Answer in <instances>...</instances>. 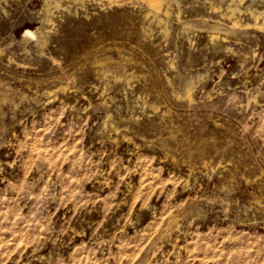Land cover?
Segmentation results:
<instances>
[{
  "label": "rangeland",
  "instance_id": "obj_1",
  "mask_svg": "<svg viewBox=\"0 0 264 264\" xmlns=\"http://www.w3.org/2000/svg\"><path fill=\"white\" fill-rule=\"evenodd\" d=\"M237 1L0 0V264H264V0Z\"/></svg>",
  "mask_w": 264,
  "mask_h": 264
},
{
  "label": "bare ground",
  "instance_id": "obj_2",
  "mask_svg": "<svg viewBox=\"0 0 264 264\" xmlns=\"http://www.w3.org/2000/svg\"><path fill=\"white\" fill-rule=\"evenodd\" d=\"M110 1V0H109ZM141 1H144L147 5H148V7L150 8V9H152L153 11H156V13L157 12H159L160 11V7H162L161 5L164 3V2H168V1H170V0H141ZM234 1V0H233ZM242 0H238L237 2L238 3H236V4H233L232 6L231 5H229L228 7H227V11L229 12V14H230V16H233V15H235V13L236 12H241V10L239 9V6H238V4L241 2ZM247 2V1H246ZM232 3H234V2H232ZM164 4H166V3H164ZM167 5V4H166ZM212 5V4H211ZM215 6V5H214ZM212 7V6H211ZM248 7V6H247ZM220 8V7H219ZM248 11H249V13H250V15H251V17H253V19L255 20V23H254V26L256 27V28H259V24L256 22L257 21V19H258V15L260 14V13H258V12H256V11H253L252 9H248ZM264 11V10H263ZM216 12V11H215ZM225 12V11H224ZM223 14V13H222ZM221 14V15H222ZM228 14V13H227ZM230 18V17H229ZM263 19H264V17H263ZM238 24V21H237V19H234V22H233V25H237ZM251 24V23H250ZM252 25V24H251ZM250 26V25H249ZM254 28V27H253ZM26 36H28V37H30L31 36V34L29 33L28 34V32H26L24 35H23V37H26ZM218 37H219V35H218ZM191 86V85H190ZM190 86H188V87H186V90H185V92H187V94L189 95L190 94V91H191V89H190ZM192 92V91H191ZM250 98V97H249ZM247 105L249 104V103H251V100L250 99H246V102H245ZM174 218V217H173ZM174 219H176V218H174ZM174 219H173V221H174ZM171 221V220H170ZM172 221V222H173ZM172 224V223H171Z\"/></svg>",
  "mask_w": 264,
  "mask_h": 264
}]
</instances>
